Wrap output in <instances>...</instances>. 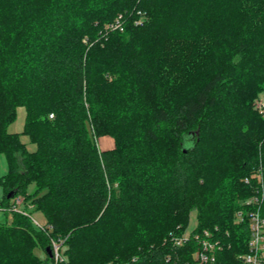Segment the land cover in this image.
<instances>
[{
	"label": "trees",
	"instance_id": "trees-1",
	"mask_svg": "<svg viewBox=\"0 0 264 264\" xmlns=\"http://www.w3.org/2000/svg\"><path fill=\"white\" fill-rule=\"evenodd\" d=\"M119 15L123 29L112 30ZM238 18L224 44L240 55L229 62L234 73L200 70L223 56L222 33ZM227 84L238 90L232 98ZM260 93L264 0H0L5 210L19 194L32 199L53 238L67 236L70 259L60 264H73L81 237L124 227L119 218L129 214L142 229L152 220L170 229L131 264H193L197 244L177 246L169 233L188 229L195 210L194 231L224 244L212 264H242L249 223L236 214L264 194V117L253 109ZM19 106L24 130L9 133ZM208 110L214 118L203 119ZM93 135L115 146L100 151ZM16 232L0 228V264H34Z\"/></svg>",
	"mask_w": 264,
	"mask_h": 264
},
{
	"label": "rangeland",
	"instance_id": "rangeland-1",
	"mask_svg": "<svg viewBox=\"0 0 264 264\" xmlns=\"http://www.w3.org/2000/svg\"><path fill=\"white\" fill-rule=\"evenodd\" d=\"M257 1V0H256ZM237 22H235L233 25H231L230 29H227L226 31L223 30L222 27V34H224V41L219 43L217 48L219 51H223L227 48L226 51H224L223 56L220 58L213 59L209 66L204 69H200L204 71L205 73L210 71H215L218 68L224 69V72H229L230 74L234 73V70H230L229 68V62L230 63H236L240 59V55L236 54L234 50L231 51L229 46H224V44H227V38H230V31L234 27L238 26L241 21V19H237ZM260 35V34H259ZM258 36V35H257ZM255 36V37H257ZM222 47V48H221ZM219 65V67H218ZM229 75V74H228ZM204 80V76L197 75L192 83L194 85H200L202 81ZM230 89V94L228 98H232L231 96L233 93H235L236 88L232 86L231 84H227ZM252 89V87H251ZM229 101V100H228ZM264 102V93H260L258 97L255 98L253 102V109L257 111L262 117H264V111L262 108H260V104ZM223 112H225V108L222 109ZM221 112V111H220ZM219 112V114H220ZM209 114L210 118H214V112L211 110H208L202 117L203 119ZM216 115V114H215ZM26 121V110L24 107H17L16 109V120L11 123L7 130L9 133H22L24 130V124ZM211 137V133L205 135V137ZM93 139L99 148L100 151L108 150V148H113L115 146L114 138L110 135H102L98 137L97 135H93ZM21 140L23 143H26L28 148L31 151H34L36 149V145L33 143H30L28 136L22 134ZM108 142V143H106ZM7 173V163H6V157L4 154H0V176H3ZM30 191L33 190V187L29 189ZM6 197V191L3 189L2 186H0V228L1 229H13L16 230L18 237H20L21 240L19 243L23 246V248H27V251L30 253L28 255H33L35 257V263L34 264H56V261L53 262L49 261L47 259V255L44 250V246L48 244V242L51 243V251L52 250V243L56 242L62 246V257L64 261H69L70 254L66 253V239L67 236L64 238L63 236L60 238L54 239L51 230L49 231L47 229H42L41 225L45 226V218L42 213L35 211V206L32 202V199H26L23 194H19L16 199L13 201H10V206H8V209L5 210V207L7 204H4V201H2ZM9 205V204H8ZM13 211H17L19 215H17L15 218H13ZM11 212V213H9ZM124 217V216H123ZM160 220H164L165 217H159ZM121 221H125L126 224H118L116 226V229H102L104 233H101L102 236H96L95 234H91L90 236H83L81 237L82 244L80 246H76V254L75 259L73 260V264H98V263H104L105 260L109 259L111 261L118 260L122 261L126 264H131L134 262H137L138 259L136 255H133L132 253L137 252V250L140 247H144L145 245H149L153 239L155 243H159L160 241H166L168 237L163 238L162 233L164 231H169L170 229H161V224H158L157 221L153 220L150 221L146 229H142L140 224V219L135 217V215H130L126 217L125 219L119 218ZM140 220V221H139ZM117 221H115L116 223ZM198 221H197V212L195 210H191L189 212V227L188 229H185L182 231L181 234H178V231H171L169 233L174 236H184L187 235L188 232L194 230V228L197 227ZM144 225V224H143ZM145 227V226H144ZM30 232V236L27 240H25V232ZM11 231V230H10ZM70 233H67L69 235ZM149 243V244H148ZM146 247V246H145ZM71 252V250H70ZM53 254V253H52ZM123 254H130L126 258H120L118 256ZM113 256H116L115 258H112ZM53 258V256H52ZM241 259V256L238 257ZM132 259V260H131ZM193 259V258H192ZM63 260L59 261L57 264H60L63 262ZM28 264V263H27ZM193 264L194 259H193Z\"/></svg>",
	"mask_w": 264,
	"mask_h": 264
},
{
	"label": "built area",
	"instance_id": "built-area-1",
	"mask_svg": "<svg viewBox=\"0 0 264 264\" xmlns=\"http://www.w3.org/2000/svg\"><path fill=\"white\" fill-rule=\"evenodd\" d=\"M142 23V19L138 22ZM112 30H122V15H119L115 24L109 26ZM260 108L264 111V102L260 104ZM261 179V175H257ZM249 183V179H245ZM264 194L258 193L243 202L244 208H250L247 211L239 210L236 214L237 222H243L245 217L249 223V240L248 251L241 256L242 264H264ZM42 229L49 228L41 225ZM51 230V229H48ZM172 240L177 246H183L189 241L197 244V248L193 253L195 264H212L216 259V253L224 248V244L214 238L209 230L202 232L190 231L184 236H173ZM53 258L56 264L62 257V246L56 242L52 243Z\"/></svg>",
	"mask_w": 264,
	"mask_h": 264
},
{
	"label": "water",
	"instance_id": "water-1",
	"mask_svg": "<svg viewBox=\"0 0 264 264\" xmlns=\"http://www.w3.org/2000/svg\"><path fill=\"white\" fill-rule=\"evenodd\" d=\"M14 195H15V192L13 191V192H11V193L8 195V198H12V197H14ZM47 253H48L49 256L52 258L53 254H52V251H51V248H50V247L47 248Z\"/></svg>",
	"mask_w": 264,
	"mask_h": 264
},
{
	"label": "crops",
	"instance_id": "crops-1",
	"mask_svg": "<svg viewBox=\"0 0 264 264\" xmlns=\"http://www.w3.org/2000/svg\"><path fill=\"white\" fill-rule=\"evenodd\" d=\"M106 143H108V142H106ZM108 149H110V148H108Z\"/></svg>",
	"mask_w": 264,
	"mask_h": 264
}]
</instances>
